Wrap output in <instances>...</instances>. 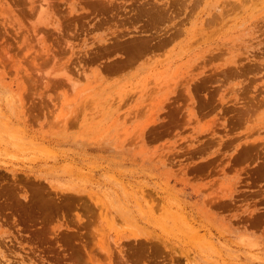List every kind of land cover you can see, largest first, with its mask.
<instances>
[{
    "label": "rangeland",
    "instance_id": "1",
    "mask_svg": "<svg viewBox=\"0 0 264 264\" xmlns=\"http://www.w3.org/2000/svg\"><path fill=\"white\" fill-rule=\"evenodd\" d=\"M0 264H264V0H0Z\"/></svg>",
    "mask_w": 264,
    "mask_h": 264
}]
</instances>
